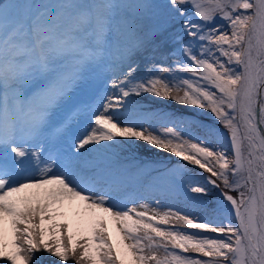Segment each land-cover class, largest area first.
Returning <instances> with one entry per match:
<instances>
[{
	"label": "snow or ice",
	"instance_id": "1",
	"mask_svg": "<svg viewBox=\"0 0 264 264\" xmlns=\"http://www.w3.org/2000/svg\"><path fill=\"white\" fill-rule=\"evenodd\" d=\"M146 53L180 59L139 72ZM98 80L118 91L75 99ZM141 94L208 108L225 131L145 110ZM137 140L210 174L181 188L219 226L137 203L141 173L119 164ZM209 185L215 206L192 195ZM40 251L62 264H264V0H0V264Z\"/></svg>",
	"mask_w": 264,
	"mask_h": 264
},
{
	"label": "rangeland",
	"instance_id": "2",
	"mask_svg": "<svg viewBox=\"0 0 264 264\" xmlns=\"http://www.w3.org/2000/svg\"><path fill=\"white\" fill-rule=\"evenodd\" d=\"M189 14L192 13L191 6H188ZM179 25L174 24L170 30L178 29ZM168 53L164 55H157L155 58L152 57L151 53H146L144 56L138 59L137 63L139 64V72L146 70L147 66L153 63H160L162 60L165 62V66H170L175 60L180 59V57L173 55L171 60L168 59ZM195 79V77H189ZM99 90L95 94L89 93L88 95H77L75 99L86 102L94 103L100 99L101 96H106L112 94L114 90L108 86V92L104 93L105 84L97 81ZM110 84V82H109ZM132 100L142 106L145 110L148 111H163V112H172L174 109H180L178 115L188 121H196L197 123H203L205 125H212L216 128H220L221 131H225L223 126L220 124L218 119L215 117V114L211 112L210 109H200L198 106H185L179 105L175 101L170 99H163L154 97L151 94H141V96H133ZM83 125H81V128ZM147 127V125H145ZM157 128L161 125H156ZM121 143L125 142V138H117ZM59 149H66L70 143V137H65L60 141H53ZM111 144L112 142H101ZM91 145H86L85 149H81V152L91 149ZM75 151V149H73ZM120 151V161L119 164L122 168H126L131 172L140 171L141 175L137 182L138 190L148 199L141 202L153 203L154 200H159L162 205L160 211L166 210L167 207H171L173 211L183 210L182 214H186L189 211H192L195 216L201 217V222L212 221L213 226H219V221L223 219V214L213 213L210 208L206 209L197 205H194L191 199L184 195L183 189L181 188V182H183V188H187V180L192 178L198 181L200 184H204L205 178L210 174L204 172L202 169H199L198 166L191 165L189 162L183 161L179 157H175L173 154L169 153L165 149H157L153 146L148 145L143 141H136L135 147L128 148L126 145ZM180 167L179 171L186 173L183 176H176L173 179V176L170 170L177 169ZM215 179V177H213ZM232 177L230 176V180ZM142 183V184H140ZM221 185V189H224V186L221 181H217ZM140 184V186H138ZM227 191L228 189H224ZM230 194L236 195L235 192ZM198 195L204 201H211V206L220 200V189H213L209 185V191L206 194H192ZM172 223H175L173 221ZM194 231V230H189ZM213 236L217 234H211ZM26 247V246H25ZM162 254V252L160 253ZM30 264H62L58 258L44 252L40 251L34 254V260L30 261ZM68 264H75V260L70 258Z\"/></svg>",
	"mask_w": 264,
	"mask_h": 264
},
{
	"label": "bare ground",
	"instance_id": "3",
	"mask_svg": "<svg viewBox=\"0 0 264 264\" xmlns=\"http://www.w3.org/2000/svg\"><path fill=\"white\" fill-rule=\"evenodd\" d=\"M69 219H72V216H71V213L69 214V217H68Z\"/></svg>",
	"mask_w": 264,
	"mask_h": 264
}]
</instances>
